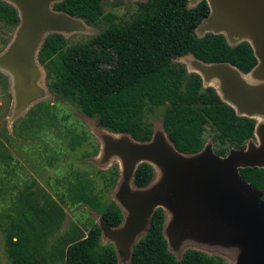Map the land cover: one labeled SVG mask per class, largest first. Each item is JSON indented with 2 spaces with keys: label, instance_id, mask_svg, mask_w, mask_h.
I'll return each mask as SVG.
<instances>
[{
  "label": "trees",
  "instance_id": "obj_1",
  "mask_svg": "<svg viewBox=\"0 0 264 264\" xmlns=\"http://www.w3.org/2000/svg\"><path fill=\"white\" fill-rule=\"evenodd\" d=\"M103 2L52 3L54 11L87 24L105 20L108 25L87 40L70 45L62 33L45 36L37 59L45 68L51 91L73 101L99 126L128 133L140 142L151 140L154 132L146 112L162 108L165 134L184 154L203 149L207 126L212 132L213 151L219 156H226L231 148H245L254 135L258 141L255 117L256 127L253 118L238 115L236 108L222 101L212 87H204L199 74L188 72L184 63L174 61L192 53L207 63L229 62L243 73L257 64L254 50L246 41L230 45L222 34H196L197 26L209 14L206 0L193 7L188 6V0H145L139 2L130 19L117 22L115 14L104 12ZM0 21L12 28L19 23L17 10L4 0H0ZM3 158L12 159L0 141V162ZM239 173L243 181L261 190L264 200V168L242 167ZM153 176L152 165L141 162L134 170L133 184L144 187ZM20 189L0 217L11 264H119L113 245L102 243L96 222L85 231L70 221L61 232L66 213L60 202L34 181L23 183ZM71 191L75 202L89 204L109 226L122 222L118 205L102 201L84 181L73 182ZM164 220V210L156 208L144 234L132 246L131 264H226L220 256L193 248L177 258L163 234Z\"/></svg>",
  "mask_w": 264,
  "mask_h": 264
},
{
  "label": "rangeland",
  "instance_id": "obj_2",
  "mask_svg": "<svg viewBox=\"0 0 264 264\" xmlns=\"http://www.w3.org/2000/svg\"><path fill=\"white\" fill-rule=\"evenodd\" d=\"M54 1L57 0H50L49 3ZM139 1L143 0H104V12L115 14L116 22L128 20L137 10ZM194 2L195 0H188V6L193 7ZM58 20L61 24L56 25L55 30L65 36L68 45L87 40L108 25L105 20L87 24L81 19L66 16L59 17ZM200 28L196 29L197 34L206 33ZM229 30L230 38L227 39L230 44L242 41L251 44L250 37L254 38L252 32L239 33L233 28ZM239 37L243 38L237 40ZM15 38L16 27L12 28L0 21V141L12 157L9 161L3 158L0 162V177L3 182L0 185V217L18 196L22 184L34 181L64 208L66 214L61 232L67 229L70 221H75L85 231L91 223L96 222L102 229V243L113 245L119 264H130L131 247L146 229L145 220L136 221L133 218L134 211L153 187H136L132 183L131 172L140 161H148L154 163V179L157 183L161 184L170 177V169L148 154L169 151V143L162 129V108L146 112V119L154 128V135L149 143H138L128 134L101 127L94 117L84 115L73 101L48 88L45 68L37 61L36 54L29 53V56L27 54L20 59ZM187 56L177 57L174 61L184 63L188 69L190 64ZM19 60H22V65L18 64ZM197 71L202 73L199 69ZM239 80L248 89L260 86V80L253 72L248 75L239 74ZM204 83L219 88L220 94L224 95L222 87L215 80L204 78ZM225 100L230 101L228 98ZM233 106L238 113L258 120L257 142L260 143L264 133V111L251 112L238 103H233ZM211 134V129L207 126L204 132L206 144L197 158L213 153ZM252 143L256 144L255 138L247 141L246 146H251ZM157 162L163 166L162 180L158 179L162 168ZM78 180L84 181L105 203L114 202L118 205L123 215V221L118 227L104 225L100 214L93 207L73 200L71 184ZM164 207L163 232L170 243L169 250L177 258L186 249L193 248L212 256H220L226 264H264V246L253 235L245 233L248 231L244 230L243 222L227 216L224 219L217 213L208 215L202 223L205 214L178 228L176 218L179 209L172 205ZM217 210L224 213L221 209ZM4 240L0 225V264H11Z\"/></svg>",
  "mask_w": 264,
  "mask_h": 264
},
{
  "label": "water",
  "instance_id": "obj_3",
  "mask_svg": "<svg viewBox=\"0 0 264 264\" xmlns=\"http://www.w3.org/2000/svg\"><path fill=\"white\" fill-rule=\"evenodd\" d=\"M5 1L15 7L19 16L15 40L20 51V59H23L27 54L29 56V53L32 55L36 54L37 57L38 50L45 36L51 32H59L55 30L56 25L58 26L61 24L58 20L59 17L66 16L80 19L63 12L54 11L51 2L49 3L50 0H23V2L19 0ZM199 1L201 0H195L193 6ZM206 1L209 6V14L201 21L196 29L201 27L200 29H204L206 33L222 34L229 44L230 42L227 39L230 38L231 31L229 28H233L239 33L252 32L254 38L250 37L252 39L250 45L257 58V64L251 71L243 73L229 62L207 63L196 58L192 53H187L180 56L185 57L188 55L187 57H189L187 59L190 67H188L187 71L199 74L203 86L212 87L221 100L230 105L234 110L233 103H238L251 112L264 111V0ZM20 8L25 13L24 18L20 16ZM48 8H50L52 12L49 11ZM42 28L46 29V31L41 36L37 47L32 50V41L39 29ZM257 28L258 30H256ZM240 36L243 35L240 34ZM241 38L243 37L236 39L241 40ZM237 43L230 45H236ZM17 62L19 65L23 64L22 60ZM197 69L202 73H199ZM250 72H253L255 77L261 82V86L258 89H246L239 80V74L246 75ZM204 78L215 80L220 84L226 98L230 101L224 100L213 85L204 84ZM238 115L253 118L248 115ZM163 132L165 134L164 129ZM165 137L169 143L168 153L150 152L148 154L153 155L163 166L170 169V177L167 181L159 184L154 179L156 173L153 166L154 163L148 161L139 162L151 164L154 169V176L148 185L138 188L146 189L148 187H154L157 184L159 185L154 188L152 187V189L145 194L138 208L135 209L133 218L136 221L145 220L147 228L150 217L156 208L161 207L165 210L164 206L172 205L179 209V215L176 218V226L182 228L183 226L180 225L183 223L198 220L206 214L202 219L203 223L208 215L218 213L222 215L224 219H226L227 216L230 219L243 222L245 225L244 230L248 231L245 233L253 235V237L257 238L264 246V200L262 199V192L261 190L254 189L249 183L243 181L239 173V168L242 167L264 168V133L261 143H257L256 141V144L252 143V145L248 147L245 145L243 149L231 148L226 156L216 155L212 150L213 153L209 152L198 158L197 156L203 151L205 145L203 149L197 153L184 154L175 149L166 134ZM253 138H255V135L248 141H252ZM151 140L147 142L134 141L138 143H149ZM160 162L157 163H159L162 168V174L158 179L161 178L160 180H162L164 171ZM138 164L135 165L132 170L133 172H131L132 183L133 173ZM217 209L223 210L224 213ZM101 220L104 222V225L109 226L102 218ZM202 223L199 226H201ZM164 227L163 225V229ZM168 244L170 246L169 242H167V245ZM129 261L131 264V251L129 252Z\"/></svg>",
  "mask_w": 264,
  "mask_h": 264
},
{
  "label": "bare ground",
  "instance_id": "obj_4",
  "mask_svg": "<svg viewBox=\"0 0 264 264\" xmlns=\"http://www.w3.org/2000/svg\"><path fill=\"white\" fill-rule=\"evenodd\" d=\"M49 9V11H51L50 10V8H48ZM19 11H20V16L22 17V18H24L25 17V13H24V11H22V9L20 8L19 9ZM52 12V11H51ZM22 13V14H21ZM46 31V29H44V28H42V29H39V31L37 32V34L35 35V37H34V39H33V41H32V44H31V47H32V50L35 48V47H37V45H38V42H39V39L41 38V36H42V34L44 33ZM258 83L260 84V86H261V82L260 81H258ZM244 86V85H243ZM259 86V87H260ZM245 87V86H244ZM259 87H256V88H254V89H258ZM246 88V87H245ZM246 89H248V88H246ZM254 89H250V90H254ZM223 91V90H222ZM223 97H224V99H226V96H225V94L223 95ZM241 105V104H240ZM242 106V105H241ZM258 126H259V124H257V127H256V136L257 135H259L258 133ZM258 132V133H257ZM263 136V135H262ZM259 137V136H258ZM257 140H258V138H257ZM261 142H262V139H261ZM260 142V143H261ZM258 143V142H257ZM155 168V167H154ZM156 170V169H155Z\"/></svg>",
  "mask_w": 264,
  "mask_h": 264
},
{
  "label": "flooded vegetation",
  "instance_id": "obj_5",
  "mask_svg": "<svg viewBox=\"0 0 264 264\" xmlns=\"http://www.w3.org/2000/svg\"><path fill=\"white\" fill-rule=\"evenodd\" d=\"M143 1H145V0H143ZM139 2H142V1H139ZM139 2H138V6H139ZM138 8V7H137ZM205 84V83H204ZM208 85H210V84H208ZM215 87V86H214ZM217 90L219 89V88H217V87H215ZM219 92V91H218ZM220 93V92H219ZM222 96V95H221ZM223 97V96H222ZM224 98V97H223ZM225 100V99H224ZM261 140V139H260Z\"/></svg>",
  "mask_w": 264,
  "mask_h": 264
}]
</instances>
